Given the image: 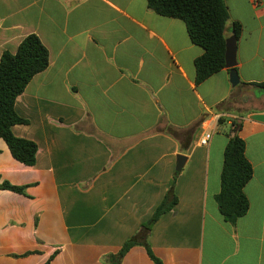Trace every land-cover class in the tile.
Wrapping results in <instances>:
<instances>
[{"label":"crops","instance_id":"crops-1","mask_svg":"<svg viewBox=\"0 0 264 264\" xmlns=\"http://www.w3.org/2000/svg\"><path fill=\"white\" fill-rule=\"evenodd\" d=\"M227 6L242 28L236 87L227 68L196 84L203 48L147 0H0V61L30 35L50 54L15 104L27 124L12 131L37 144L35 166L0 140V184L22 189L0 190V264H109L173 186L178 202L148 237L163 264H264V107L238 109L257 89L243 84L264 83V0ZM221 118L254 170L235 222L216 201L229 140ZM122 264L155 263L135 246Z\"/></svg>","mask_w":264,"mask_h":264},{"label":"trees","instance_id":"trees-1","mask_svg":"<svg viewBox=\"0 0 264 264\" xmlns=\"http://www.w3.org/2000/svg\"><path fill=\"white\" fill-rule=\"evenodd\" d=\"M147 4L151 11L161 16L183 21L192 43L203 48L204 54L195 62L196 84L203 83L226 68L227 27L230 25L237 39L242 30L240 23L231 20L227 0H147ZM49 63V51L36 35L26 37L15 54L5 52L0 61V140L5 141L17 161L29 167L35 166L37 162L38 146L33 141L13 134L14 126L27 124L26 120L17 115L15 104L30 81L44 72ZM243 85L264 89V83ZM226 121L221 118L219 125ZM233 123L237 124L236 121ZM170 131L173 129H169ZM227 136L229 140L224 151L221 191L216 201L224 219L235 222L249 210L244 189L252 180L254 170L246 157V144L239 136L238 129L232 127ZM0 190L22 191L21 188L6 183L0 184ZM177 202L173 186L152 218L142 225L139 233L127 241L117 255H108L104 261L109 264H122L131 248L142 246L155 264H163L154 255L148 237L153 225L171 211Z\"/></svg>","mask_w":264,"mask_h":264},{"label":"water","instance_id":"water-1","mask_svg":"<svg viewBox=\"0 0 264 264\" xmlns=\"http://www.w3.org/2000/svg\"><path fill=\"white\" fill-rule=\"evenodd\" d=\"M233 35L226 40V53H225V62L226 68L230 70V82L233 87L240 85V77L236 70L238 59H237V52H238V45H237V38L234 35V31H232ZM253 94H263L264 89H256L252 91ZM178 165L176 171L179 172L183 169L186 158L184 156H178Z\"/></svg>","mask_w":264,"mask_h":264},{"label":"rangeland","instance_id":"rangeland-1","mask_svg":"<svg viewBox=\"0 0 264 264\" xmlns=\"http://www.w3.org/2000/svg\"><path fill=\"white\" fill-rule=\"evenodd\" d=\"M263 100V102L259 105L258 100ZM260 106L264 107V95L263 94H247L245 100L240 101V107L238 108L241 113H244L246 115L248 111L257 109ZM221 128L225 130L226 132L230 133L232 127L227 125L226 123L221 125Z\"/></svg>","mask_w":264,"mask_h":264},{"label":"built area","instance_id":"built-area-1","mask_svg":"<svg viewBox=\"0 0 264 264\" xmlns=\"http://www.w3.org/2000/svg\"><path fill=\"white\" fill-rule=\"evenodd\" d=\"M212 137H213V132L205 133L204 136L200 139V145L201 146H208Z\"/></svg>","mask_w":264,"mask_h":264}]
</instances>
